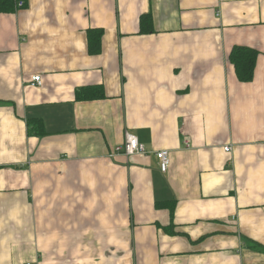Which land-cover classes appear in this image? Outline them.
<instances>
[{
	"label": "crops",
	"instance_id": "crops-1",
	"mask_svg": "<svg viewBox=\"0 0 264 264\" xmlns=\"http://www.w3.org/2000/svg\"><path fill=\"white\" fill-rule=\"evenodd\" d=\"M237 46L259 52L252 82ZM127 133L147 155L110 157ZM249 241L264 247V0L0 13V264H264Z\"/></svg>",
	"mask_w": 264,
	"mask_h": 264
},
{
	"label": "trees",
	"instance_id": "trees-1",
	"mask_svg": "<svg viewBox=\"0 0 264 264\" xmlns=\"http://www.w3.org/2000/svg\"><path fill=\"white\" fill-rule=\"evenodd\" d=\"M16 2L17 0H0V13L14 12ZM147 17L148 18L146 20L142 18V21H147V23H149V20L151 19L149 16ZM142 31H151V26L149 25V29ZM87 34L89 39V53L91 55L98 54L101 49V38L103 36V31L100 29H91ZM258 57L259 52L249 47L237 46L232 49L229 56V61L234 66L235 72L240 82L249 83L253 81ZM92 90L93 88L81 90L77 93V96L79 99H93L98 97ZM100 96H103V94H100ZM28 125L32 134H44V127L41 120L28 121ZM35 127L38 129L36 132ZM161 207L168 208L171 214H173L175 211V201L156 203L157 209H162ZM248 245L250 248L264 253V247L260 244L249 241Z\"/></svg>",
	"mask_w": 264,
	"mask_h": 264
},
{
	"label": "built area",
	"instance_id": "built-area-1",
	"mask_svg": "<svg viewBox=\"0 0 264 264\" xmlns=\"http://www.w3.org/2000/svg\"><path fill=\"white\" fill-rule=\"evenodd\" d=\"M18 7L19 8H23L24 7V3L21 1L18 3ZM42 81H41V77L37 76L34 77L32 80L31 85L33 87H39L41 86ZM225 152H230L231 151V147L227 146L224 148ZM148 151L145 148L144 145H142L138 138L132 134L127 133L125 135V142L123 145L117 146L114 150V152L110 155L111 158H114L115 156L118 155H122L127 159L132 158L135 155H147ZM155 157L158 160L159 163V169L162 173H167L171 161H170V154L168 150H159L156 151L155 153Z\"/></svg>",
	"mask_w": 264,
	"mask_h": 264
}]
</instances>
